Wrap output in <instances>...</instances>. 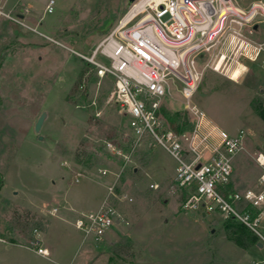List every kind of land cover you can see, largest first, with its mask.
I'll return each instance as SVG.
<instances>
[{
	"label": "rangeland",
	"instance_id": "obj_1",
	"mask_svg": "<svg viewBox=\"0 0 264 264\" xmlns=\"http://www.w3.org/2000/svg\"><path fill=\"white\" fill-rule=\"evenodd\" d=\"M44 4L0 0V11L22 16L23 24L0 14V264L264 262V249L247 251L220 216L181 210L175 162L159 146L144 141L125 164L108 150L106 143L129 151L128 118L109 97L112 80L98 78L75 53L89 54L111 33L128 0H55L52 14H43ZM244 64L247 72L239 76L237 69L232 80L206 69L192 98L221 130L246 133L245 151L233 160L237 190L255 185L253 155L264 152V120L257 112H264V69ZM179 89L177 81L170 83L172 99L163 102L171 113L185 111ZM43 111L47 118L35 134ZM112 185L120 222L101 241L83 239L75 218L96 210ZM37 247L47 249L49 259L34 253Z\"/></svg>",
	"mask_w": 264,
	"mask_h": 264
},
{
	"label": "built area",
	"instance_id": "obj_2",
	"mask_svg": "<svg viewBox=\"0 0 264 264\" xmlns=\"http://www.w3.org/2000/svg\"><path fill=\"white\" fill-rule=\"evenodd\" d=\"M54 6L55 0H45L43 14H52ZM9 13L0 11L23 25ZM261 27L264 1L260 0L247 4L239 0H135L118 26L89 54H75L98 78L112 80L109 97L128 118L129 151L124 153L106 143L110 153L122 157L125 164L136 148L151 141L175 162L173 189L181 196V210L231 219L251 232L264 249V152L253 155L259 170L255 185L227 191L233 160L245 151L246 133L242 129L235 134L221 130L192 103L206 69L222 71L228 79L233 69H240L239 76L245 74L249 68L245 62L264 69ZM173 81L179 83L188 117L182 131L172 130L160 112L164 100L172 99ZM113 196L112 185L96 210L80 212L75 218L73 225L83 239L101 241L120 222L122 216L112 203ZM121 198L132 201L125 195ZM34 253L49 259L45 248L37 247Z\"/></svg>",
	"mask_w": 264,
	"mask_h": 264
},
{
	"label": "trees",
	"instance_id": "obj_3",
	"mask_svg": "<svg viewBox=\"0 0 264 264\" xmlns=\"http://www.w3.org/2000/svg\"><path fill=\"white\" fill-rule=\"evenodd\" d=\"M160 112H161L162 117L165 119L166 123L168 124V126L174 131H182L187 125L188 117L185 111L171 113L168 109L164 107V105H162ZM257 112L259 116L262 118V120H264V112H262V110H257ZM133 154H135V151ZM226 190L227 191L233 190L231 183L227 186ZM222 226L223 227L226 226V230L232 236L238 235L237 237H240V240H242V244H244L245 249H249L251 246H256L257 243H256L255 236L251 232H249L245 227L240 225L239 223L231 219H226L222 221ZM239 228L244 229L250 235L239 232Z\"/></svg>",
	"mask_w": 264,
	"mask_h": 264
},
{
	"label": "water",
	"instance_id": "obj_4",
	"mask_svg": "<svg viewBox=\"0 0 264 264\" xmlns=\"http://www.w3.org/2000/svg\"><path fill=\"white\" fill-rule=\"evenodd\" d=\"M135 0H128V4L130 5L131 3H133ZM20 18H22V16H20ZM258 26L255 25L253 27V29L257 30ZM47 118V112L46 111H43L40 113V115L38 116V118L36 119L35 123H34V126H33V130L35 132V134H39L42 126H43V123L44 121L46 120ZM38 140H41L42 139V136L38 135ZM257 247L261 249V245L260 244H257Z\"/></svg>",
	"mask_w": 264,
	"mask_h": 264
},
{
	"label": "crops",
	"instance_id": "obj_5",
	"mask_svg": "<svg viewBox=\"0 0 264 264\" xmlns=\"http://www.w3.org/2000/svg\"><path fill=\"white\" fill-rule=\"evenodd\" d=\"M234 190H237V189H234ZM205 215H203L202 214V217H204ZM256 249H258V250H260V248H258L257 247V244H256V246H254ZM247 251H251V248H249V249H247ZM50 253V252H49ZM59 256V258H66L67 256L66 255H64V253H61V254H59L58 255ZM61 256V257H60ZM67 263H69L68 261H62L61 262V264H67Z\"/></svg>",
	"mask_w": 264,
	"mask_h": 264
},
{
	"label": "bare ground",
	"instance_id": "obj_6",
	"mask_svg": "<svg viewBox=\"0 0 264 264\" xmlns=\"http://www.w3.org/2000/svg\"><path fill=\"white\" fill-rule=\"evenodd\" d=\"M229 75H230V79H236V76H237V69H233V70H230L229 72ZM247 76V75H246Z\"/></svg>",
	"mask_w": 264,
	"mask_h": 264
}]
</instances>
